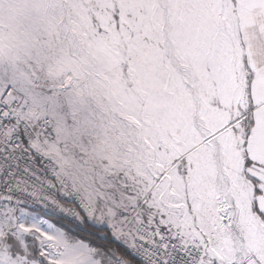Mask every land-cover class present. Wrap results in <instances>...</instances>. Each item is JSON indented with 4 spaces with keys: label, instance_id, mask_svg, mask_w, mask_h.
<instances>
[{
    "label": "snow or ice",
    "instance_id": "6c2138e0",
    "mask_svg": "<svg viewBox=\"0 0 264 264\" xmlns=\"http://www.w3.org/2000/svg\"><path fill=\"white\" fill-rule=\"evenodd\" d=\"M0 264H264V0H0Z\"/></svg>",
    "mask_w": 264,
    "mask_h": 264
},
{
    "label": "built area",
    "instance_id": "2783aa9c",
    "mask_svg": "<svg viewBox=\"0 0 264 264\" xmlns=\"http://www.w3.org/2000/svg\"><path fill=\"white\" fill-rule=\"evenodd\" d=\"M37 208L39 209V211H41V212H43V213H44V210H43V208H42V207H40V206H37Z\"/></svg>",
    "mask_w": 264,
    "mask_h": 264
},
{
    "label": "trees",
    "instance_id": "16d2710c",
    "mask_svg": "<svg viewBox=\"0 0 264 264\" xmlns=\"http://www.w3.org/2000/svg\"><path fill=\"white\" fill-rule=\"evenodd\" d=\"M43 215V214H42ZM46 218H48V219H50V220H55L54 218H51V217H46Z\"/></svg>",
    "mask_w": 264,
    "mask_h": 264
},
{
    "label": "rangeland",
    "instance_id": "374dc122",
    "mask_svg": "<svg viewBox=\"0 0 264 264\" xmlns=\"http://www.w3.org/2000/svg\"><path fill=\"white\" fill-rule=\"evenodd\" d=\"M42 215V214H41ZM50 217V216H49ZM46 218V217H45ZM53 218H55V217H53ZM48 219V218H47Z\"/></svg>",
    "mask_w": 264,
    "mask_h": 264
}]
</instances>
